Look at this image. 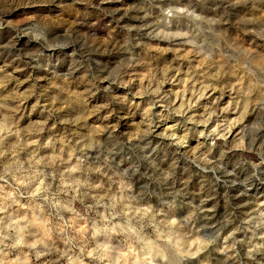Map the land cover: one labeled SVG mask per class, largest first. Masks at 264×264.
Listing matches in <instances>:
<instances>
[{
    "label": "rangeland",
    "instance_id": "obj_1",
    "mask_svg": "<svg viewBox=\"0 0 264 264\" xmlns=\"http://www.w3.org/2000/svg\"><path fill=\"white\" fill-rule=\"evenodd\" d=\"M0 105V264H264V0H0Z\"/></svg>",
    "mask_w": 264,
    "mask_h": 264
},
{
    "label": "clouds",
    "instance_id": "obj_2",
    "mask_svg": "<svg viewBox=\"0 0 264 264\" xmlns=\"http://www.w3.org/2000/svg\"><path fill=\"white\" fill-rule=\"evenodd\" d=\"M0 107H3V105H0ZM92 146L93 145L89 144V145H86L85 147H92ZM96 146H99V142H96ZM2 154L3 153L0 152V155H2ZM73 154H74V152H73ZM84 163L85 162L83 160H80V161L77 162L76 167L68 169V172L70 174H72L71 175V180H70L69 183L64 184V187L61 189L65 194L75 193V196L73 197V199H81L82 200L83 197L88 195L87 191L81 192L82 189L88 190V189H102L103 188L102 184L90 183L89 179L87 177V173L88 172H96V173H99L101 175H106V173L104 172L103 167H96V168L88 169V168L84 167ZM104 163H105V165H110V161H108V160H105ZM75 173H83L85 175V178L84 179H80L79 177L74 175ZM126 174L127 173H125V175ZM53 178L55 179V176ZM61 182L63 183V179H62ZM33 195H35V193H33ZM96 199L98 200V202L102 200V198H100V197H97ZM116 205H117V201L112 200V203L109 204L108 207L111 208L113 210V212H115ZM55 206H59V205H55ZM127 210H128L127 206H125V212ZM2 211H4V209L0 208V212H2ZM21 241H22V238H21V240L17 241V244H19ZM37 243H42V241H37ZM13 246H15V245H13ZM32 246L35 247V245H32ZM165 259H167V257H165Z\"/></svg>",
    "mask_w": 264,
    "mask_h": 264
},
{
    "label": "bare ground",
    "instance_id": "obj_3",
    "mask_svg": "<svg viewBox=\"0 0 264 264\" xmlns=\"http://www.w3.org/2000/svg\"><path fill=\"white\" fill-rule=\"evenodd\" d=\"M191 83V82H190ZM186 85L187 84H189L188 82H186L185 83ZM203 90L201 91L202 93V97H206L207 95V100L208 99H212V97H214L215 95H217L216 93H218L217 91H216V89H214V88H209V87H206V88H202ZM251 97V96H250ZM256 98V97H255ZM220 131V130H219ZM204 217H206V216H204Z\"/></svg>",
    "mask_w": 264,
    "mask_h": 264
}]
</instances>
